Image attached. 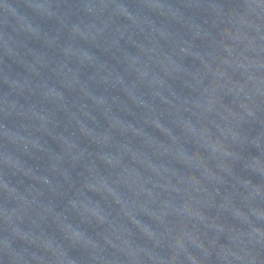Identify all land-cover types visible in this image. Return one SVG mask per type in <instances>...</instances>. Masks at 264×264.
Here are the masks:
<instances>
[{
  "label": "water",
  "instance_id": "water-1",
  "mask_svg": "<svg viewBox=\"0 0 264 264\" xmlns=\"http://www.w3.org/2000/svg\"><path fill=\"white\" fill-rule=\"evenodd\" d=\"M0 264H264V0H0Z\"/></svg>",
  "mask_w": 264,
  "mask_h": 264
}]
</instances>
